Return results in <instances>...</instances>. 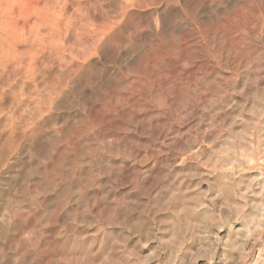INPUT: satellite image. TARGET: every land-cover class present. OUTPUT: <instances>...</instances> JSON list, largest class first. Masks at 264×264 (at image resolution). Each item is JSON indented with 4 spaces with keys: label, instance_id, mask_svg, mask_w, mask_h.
<instances>
[{
    "label": "rangeland",
    "instance_id": "374dc122",
    "mask_svg": "<svg viewBox=\"0 0 264 264\" xmlns=\"http://www.w3.org/2000/svg\"><path fill=\"white\" fill-rule=\"evenodd\" d=\"M10 4L0 264H264V0Z\"/></svg>",
    "mask_w": 264,
    "mask_h": 264
},
{
    "label": "bare ground",
    "instance_id": "6f19581e",
    "mask_svg": "<svg viewBox=\"0 0 264 264\" xmlns=\"http://www.w3.org/2000/svg\"><path fill=\"white\" fill-rule=\"evenodd\" d=\"M44 1H45V0H0V26L2 25L1 27H3L4 24H5V26H6L5 21L10 19V18H8V15H10L9 17H11L12 14H15V13H16V12H15V10H16V6H15V4H10V3H40V4L38 5V7H39V6L41 5V3H44ZM23 5H24V4H23ZM38 7H36V8H37V10L39 11V8H41V7H39V8H38ZM28 8H29V7H28ZM19 10H21V9H19ZM23 10H24V7H23ZM30 10H31V9H30ZM40 10H41V9H40ZM42 10H43V9H42ZM42 10H41V11H42ZM26 11H27V10H26ZM28 11H29V10H28ZM33 12H34V11H33ZM7 18H8V19H7ZM11 18H12V17H11ZM14 18H15V17H14ZM2 19H3L4 21H3ZM40 19H41V18H40ZM11 20H13V18H12ZM16 20H17V18H16ZM41 20H42V19H41ZM18 21H19V19H18ZM24 21L26 22V20H24ZM28 21H29V20H28ZM7 22H8V21H7ZM13 22H15V21H13ZM36 22H37V21H36ZM9 23H10V22H9ZM9 23H8V25H9ZM38 23H39V22H38ZM11 24H12V23H11ZM24 24H25V28H27L28 25L26 26V23H24ZM24 24H23V25H24ZM36 24H37V23H36ZM8 25H7V27H10V26H11V25H9V26H8ZM12 25H13V24H12ZM17 25L19 26V23H18ZM17 25H15L14 27H16ZM18 26H17V28H18ZM1 27H0V30L2 29ZM7 27H5V28H7ZM14 27H13V28H14ZM10 28H12V27H10ZM19 28H20V27H19ZM13 30H14V29H13ZM25 30H26V29H25ZM2 31H4V30H2ZM19 31H21V30H19ZM6 32H9V31L6 30L5 33H6ZM15 32H17V31H15ZM15 32H14V34H15ZM1 33H2V32H1ZM9 33L12 34L11 32H9ZM20 33H21V32H20ZM29 33H30V32H29ZM29 33H28V34H29ZM14 34H13V35H14ZM16 34H17V33H16ZM16 34H15V35H16ZM15 35H14L13 37L10 36V35H8V36L12 37L11 39H13V38L15 37ZM23 35H24V34H23ZM6 36H7V34H6ZM17 36H18V34H17ZM20 36H21V35H20ZM28 36H29V35H28ZM0 38H1V37H0ZM2 38H3V37H2ZM8 38H9V37H8ZM17 38H18V37H17ZM17 38H16V39H17ZM18 40H19V39H18ZM18 40H17V41H18ZM4 41H5V40H4ZM12 42H13V40H12ZM19 42H20V41H19ZM21 42H22V40H21ZM23 42H24V41H23ZM2 43H4V42H2ZM7 43H8V42H7ZM17 43H18V42H17ZM13 44L15 45V43H13ZM23 44H24V43H23ZM5 45H6V44H5ZM17 45H19V44H17ZM17 45H16V46H17ZM21 45H22V44H21ZM5 47H6V46H5ZM8 47H10L9 44H8ZM0 48L2 49V47H0ZM15 48H16V47H15ZM15 48H14V49H15ZM10 49H11V51L13 52V50H12L13 48H10ZM8 50H9V49H8ZM16 51H17V50L15 49V52H16ZM4 52H5V51H4ZM9 52H10V51H9ZM9 52H8V53H9ZM15 52H13V53H15ZM3 55H4V53H3ZM13 55H15V54H13ZM0 57H1V55H0ZM3 57H4V56H3ZM5 57H6V55H5ZM7 57H8V56H7ZM10 57H11V56H10ZM1 58H2V57H1ZM8 58H9V57H8ZM11 58H12V57H11ZM11 58H10V60L13 59V58H12V59H11ZM2 59H5V58H2ZM5 60H6L5 62H7V59H5ZM2 62H4V61H2Z\"/></svg>",
    "mask_w": 264,
    "mask_h": 264
}]
</instances>
